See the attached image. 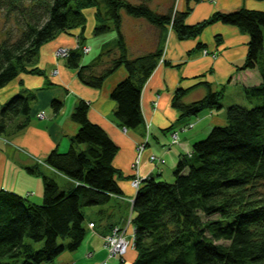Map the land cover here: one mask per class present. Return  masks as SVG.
Instances as JSON below:
<instances>
[{
  "label": "trees",
  "instance_id": "1",
  "mask_svg": "<svg viewBox=\"0 0 264 264\" xmlns=\"http://www.w3.org/2000/svg\"><path fill=\"white\" fill-rule=\"evenodd\" d=\"M150 1L0 0L2 16L7 20L14 16L18 24L0 26V88L22 71L41 73L32 66L40 46L61 31L83 27L84 8L94 6L98 18L94 34L114 31L119 54L100 71L96 63H81L80 49L67 52L66 63L93 87L101 86L107 75L123 66L127 76L110 93L116 102L114 116L122 126L135 128L145 123L141 91L162 48L130 57L122 30L123 12L158 26L169 24L180 39L197 37L217 21L238 26L249 36L239 68L258 67L261 74V82L245 87L244 93L259 102L251 107L228 105L226 123L213 126L193 143L190 153L179 157L171 180L142 179L132 201L136 254L130 264H264V192L260 187L264 183V62L260 58L264 10H216L199 22L187 23L189 4L198 0H187L186 9L172 7L168 12L154 9ZM203 82L206 93L190 102L183 101L188 88L175 91L172 102L183 115L221 108L224 89L213 90L208 81ZM33 97L31 92H18L0 106V135L28 124ZM51 106L58 112L63 101L54 98ZM89 107L85 99L77 102L71 117L79 128L71 135L69 148L53 149L45 159L72 180L69 187L43 174L39 203L0 188V264H47L65 251L76 250L86 235L83 207L103 204L122 192L121 172L113 163L118 145L90 120Z\"/></svg>",
  "mask_w": 264,
  "mask_h": 264
},
{
  "label": "crops",
  "instance_id": "2",
  "mask_svg": "<svg viewBox=\"0 0 264 264\" xmlns=\"http://www.w3.org/2000/svg\"><path fill=\"white\" fill-rule=\"evenodd\" d=\"M149 4L160 12H168L172 7L184 10L188 5L187 0H151ZM189 5L187 23L199 22L216 10L228 12L241 7L264 10V0H198ZM96 10L94 6L84 8L86 21L83 27L61 31L40 46L32 66L39 67L41 73L22 71L0 88V106L18 92L34 94L31 100L34 113L28 126L8 134L11 141L0 137V188L13 190L39 203L43 199V174L52 176L61 186L72 184L68 176L47 164L45 159L53 149L66 151L69 148L70 137L79 128L71 114L80 99L90 103V120L105 129L118 145L113 163L121 172L118 183L122 192L87 210L88 214L98 218V223L94 219L88 220L81 243L89 249V256L102 254L104 238L114 226L126 227L136 193L131 179L139 174L144 178L153 176L171 180L179 157L190 153L193 143L204 138L213 126L226 123V101L240 103L245 87L261 82L258 67L239 68L246 57L249 36L238 26L217 21L207 25L197 37L180 39L169 24L158 26L143 17L123 12L122 30L130 57L162 48V56L141 91L145 123L135 128L124 127L114 116L116 102L110 93L127 76V70L120 66L106 76L101 86L93 87L83 83L77 71L67 65V54H55L62 46L68 52L80 49L83 51L81 63H96L97 71L119 54L114 31L102 35L93 33L98 21ZM85 46L90 49L85 51ZM100 53L103 54L99 60ZM203 81H208L213 90L223 88V97L230 94V100L224 101L221 108L210 107L198 115H183L173 105L175 91L180 87L188 88L184 102L199 99L207 91ZM54 98L63 101L58 112L51 106ZM42 111L43 117L36 114ZM174 132L178 133L175 142ZM140 143H144L145 150L136 168L133 162ZM150 154L164 158V162L158 158L150 159ZM30 166L35 169H29ZM132 228L127 225L126 237L131 238ZM66 252L60 255L58 264H71L77 259L76 253ZM135 254L131 245L120 255L121 261L130 264Z\"/></svg>",
  "mask_w": 264,
  "mask_h": 264
},
{
  "label": "rangeland",
  "instance_id": "3",
  "mask_svg": "<svg viewBox=\"0 0 264 264\" xmlns=\"http://www.w3.org/2000/svg\"><path fill=\"white\" fill-rule=\"evenodd\" d=\"M2 24H6V25H11V26H13V27H15V26H17L18 24H17V21H16V19H15V17L14 16H11L10 17V19H6L4 16H2V14L0 13V26L2 25ZM94 33V32H93ZM263 33H264V28H263ZM62 48H64V49H66L65 47H58L57 49H56V51H55V54L56 55H65V54H63L62 53ZM85 49H86V51H88L89 49H90V47L89 46H85ZM260 58H261V60L264 62V40H263V50L261 51V53H260ZM236 94H234V96H235ZM233 96V97H234ZM230 94H227L226 96H224L223 98H222V103L224 102V101H226V100H230ZM234 98H237V97H234ZM241 100V102L239 103V102H235V103H239V104H241V105H244V106H247V107H251V106H254L255 104H257L259 101H258V99H256L255 97L254 98H249V97H247L246 95H245V93H244V96H242V98L240 99ZM226 102H228V103H225L226 105H224V108L226 109V107L228 106V105H230L231 103V101H226ZM33 113H34V111H33ZM36 114L37 115H39V116H41V117H43L44 116V113H43V111L42 112H39V113H37L36 112ZM33 115V114H32ZM31 119V118H30ZM29 122H30V120H29ZM29 122H28V124H29ZM28 124L26 125V126H28ZM191 125V124H190ZM11 129H13V127H10ZM14 131H12V133H13ZM10 134V133H9ZM174 133L172 134V138H174ZM0 137L4 140V141H11V138H10V136H8V134H6V135H0ZM177 139H178V135H177ZM138 148V150H137V153H136V157H135V160H134V162H133V164L135 165V167L137 168L138 167V163H139V161H140V157H141V155L143 154V152H144V150H145V148H144V143H140L139 144V146L137 147ZM27 154H32V153H29L28 151H25ZM154 155V156H153ZM155 158H158V160L159 161H161V162H164L163 160H161V157H158L157 155H155V154H150V159H155ZM164 159V158H163ZM40 161H43L42 159H39ZM46 162V161H45ZM144 177L143 176H141V175H139V174H137L136 176H134L132 179H131V185L133 186V188H135V189H137V186H139L140 184H141V181H142V179H143ZM260 187H261V189L263 190V192H264V183H261V185H260ZM94 207H95V205H91V206H84L83 207V212H84V215H85V220H84V225H85V227H86V229H87V224H88V220L89 219H94V221L95 222H97L98 223V218H96V217H93V215L91 216L90 214H88L87 213V210L88 209H94ZM129 219H130V217H129ZM128 223H129V226H132V223H130V221H127V224H126V227H127V225H128ZM132 232H133V228H132V230H131ZM124 235H125V232H124ZM132 235H133V233H132ZM27 240H29L28 238H26ZM125 239L127 240V245H126V247H125V251L131 246V245H133V236H131V238H128V237H126L125 236ZM131 241V242H130ZM105 242V241H104ZM104 245H105V243H104ZM114 247L115 248H117L118 246L116 245V242H114L113 244L112 243H110V247H108V246H103L102 245V249H103V251H102V254L101 253H95L93 256H89L88 254H87V252H88V250L89 249H87V246L84 248L82 245L81 246H79L76 250H73V251H67V252H69V253H76V257H77V259L75 260V262H73V263H71V264H122L121 263V256H120V254H116V253H118L119 251H116L115 249H114ZM134 247V246H133ZM119 248H121L120 246H119ZM66 252V253H67ZM125 253V252H124ZM123 253V254H124ZM122 254V255H123ZM107 259H109V262H108V260ZM59 261H60V255L58 256V257H56L54 260H52L51 262H48L47 264H58L59 263Z\"/></svg>",
  "mask_w": 264,
  "mask_h": 264
},
{
  "label": "built area",
  "instance_id": "4",
  "mask_svg": "<svg viewBox=\"0 0 264 264\" xmlns=\"http://www.w3.org/2000/svg\"><path fill=\"white\" fill-rule=\"evenodd\" d=\"M62 49H63L62 53L63 54H67V52H68L67 49H64V48H62ZM173 136H174L173 141L174 142L177 141V135H176L175 132H174ZM161 160L164 161V159L162 157H161ZM137 188H138V186H137ZM129 221H130V219H129ZM90 225H92V223H90ZM125 230H126V227L125 228H123V227L121 228L119 226H114L112 231L109 234H107L105 236V238H104L105 239L104 240L105 241V246L110 247V243L113 244L114 242H116V245L118 247L117 248L114 247V249L116 251H119L118 253L123 254L125 252V247L127 245V240L125 239V235H124ZM119 246L121 248H119Z\"/></svg>",
  "mask_w": 264,
  "mask_h": 264
},
{
  "label": "bare ground",
  "instance_id": "5",
  "mask_svg": "<svg viewBox=\"0 0 264 264\" xmlns=\"http://www.w3.org/2000/svg\"><path fill=\"white\" fill-rule=\"evenodd\" d=\"M176 133V135H178V133L177 132H175Z\"/></svg>",
  "mask_w": 264,
  "mask_h": 264
}]
</instances>
